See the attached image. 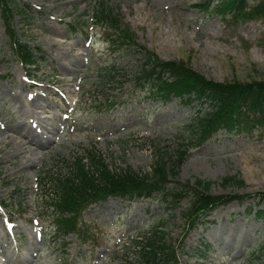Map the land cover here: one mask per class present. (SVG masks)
<instances>
[{
	"label": "rangeland",
	"instance_id": "obj_1",
	"mask_svg": "<svg viewBox=\"0 0 264 264\" xmlns=\"http://www.w3.org/2000/svg\"><path fill=\"white\" fill-rule=\"evenodd\" d=\"M24 1L32 4L34 15L27 23L16 17L14 23L38 60L34 65L20 60L0 19V146L9 147L2 133L12 132L8 126L18 118L33 120L35 132L49 139V146L47 152H28L22 138L12 132L22 149L15 160L0 156V243L8 253L0 260L148 264L139 259L135 239L160 228L163 221L167 240L178 247L180 264H264V217L255 216V210L264 206L261 127L241 133L223 129L199 145H189L179 180L193 184L199 177L212 182V193L250 195L215 208L184 239L181 209L188 204L187 197L171 207L156 196L118 195L97 200L83 211V217L96 227L97 246L80 244L74 233L56 239L52 210L36 203L41 177L66 173L75 151L91 146L113 168L150 171L157 150L168 157L181 143H188L184 126L195 106L176 96L150 100L133 88L132 74L140 67L143 52L110 46L108 28L92 18L97 0ZM104 1L139 43L163 58L183 59L220 81L264 80V17L236 19L231 13L196 4L206 0ZM74 23L79 24L76 30ZM108 64L118 69L116 75H102L101 68ZM104 95H114L119 104L98 111L89 98L104 101ZM29 157L34 160L31 167L18 166ZM228 174H238L245 184L225 187L222 180ZM250 205L253 208L248 211ZM17 245L25 249L16 251Z\"/></svg>",
	"mask_w": 264,
	"mask_h": 264
},
{
	"label": "trees",
	"instance_id": "obj_2",
	"mask_svg": "<svg viewBox=\"0 0 264 264\" xmlns=\"http://www.w3.org/2000/svg\"><path fill=\"white\" fill-rule=\"evenodd\" d=\"M197 5L205 10L212 8L217 12L231 13L236 19L264 17V0H257L253 4L246 3V0H206ZM96 6L92 18L108 28L107 36L112 48L134 47L143 52L141 65L132 74L133 88L150 100L167 101L176 96L183 102L194 104L195 111L184 126L189 133V141L181 143L175 154L168 157L167 152L157 150L151 170L146 172H139L131 166L113 168L93 146L77 149L73 159L68 161L66 173L44 175L38 181V206L52 210L57 240L74 233L80 244L93 248L98 243L96 227L83 217V211L97 200L110 195L124 198L156 196L161 203L176 207L187 197L188 204L181 209L186 227L184 239L212 210L233 199L250 195L215 194L211 191L210 180L197 177L190 184L179 180L178 175L188 156L190 144L199 145L223 129L230 133H241L244 130L250 132L254 127L264 128V80L220 81L207 77L183 59L163 58L154 49L139 43L129 26L122 22L120 15L114 13L106 1L97 0ZM34 12L32 4L24 0H0V19L11 39L12 48L27 64H36L38 55L20 39L14 22L19 17L27 23ZM71 26L73 30L79 28L77 23ZM101 70L105 72L103 76L118 73L113 64L105 65ZM103 100L89 98L98 111L119 104L114 95H104ZM222 184L225 187H241L245 180L238 174H228L223 177ZM252 208L250 205L247 210L251 211ZM255 216L264 217V206L255 210ZM164 224L161 221L158 224L160 228L149 229L141 238L135 239L141 261L148 264H180L178 247L167 240L168 232ZM205 248L210 249V244H205ZM110 264L132 262L127 260Z\"/></svg>",
	"mask_w": 264,
	"mask_h": 264
},
{
	"label": "bare ground",
	"instance_id": "obj_3",
	"mask_svg": "<svg viewBox=\"0 0 264 264\" xmlns=\"http://www.w3.org/2000/svg\"><path fill=\"white\" fill-rule=\"evenodd\" d=\"M64 70H68V68L64 67ZM8 129L22 138L24 144L26 145V150L28 149V152L34 153L37 149H44V151L47 152L46 148L47 146H49L47 145L49 144V139L39 134V132H35L36 126L33 120L25 121L22 118H18L14 123H12V125L8 126ZM12 132L6 131L2 133V137H4L3 139L7 140L6 144L9 145L8 148H6V145L0 146V156L1 159L3 160H8V161L15 160L18 157L17 154L22 149L21 143L16 142L17 136L12 134ZM30 161H34V160L31 157H29V159H26L25 161L18 162V166L21 167L22 169H24V167H31L32 162ZM2 256L7 257L8 253L4 251L3 245L0 243V258ZM24 259L29 260V257L24 256ZM0 264H14V262H11L10 260L8 261L0 260Z\"/></svg>",
	"mask_w": 264,
	"mask_h": 264
}]
</instances>
